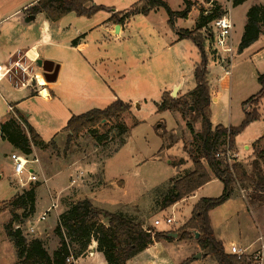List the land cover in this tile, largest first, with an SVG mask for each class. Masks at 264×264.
<instances>
[{
	"label": "rangeland",
	"instance_id": "obj_1",
	"mask_svg": "<svg viewBox=\"0 0 264 264\" xmlns=\"http://www.w3.org/2000/svg\"><path fill=\"white\" fill-rule=\"evenodd\" d=\"M31 1L33 0H0V20ZM165 1L174 11L184 8L183 0ZM192 1L198 18L195 15L188 20L177 18V31H195L201 9L213 16H220L226 11L217 0ZM253 1L256 4H252ZM139 2L94 0L95 5H101L105 9L90 18L70 12L52 22L55 43L42 46L39 51L42 58L46 57L45 59L53 62L61 60L66 65L61 71L59 69L57 80L53 82L57 85L50 91V101L36 98L20 108L24 117L28 116V123L49 144L45 149L34 146L37 151L28 156L39 160L40 171H37L39 164L28 163V167L37 171L39 181L19 186L17 179L12 176L9 159V155L18 150L0 135V207L14 196L35 187L36 204L37 195H40L41 205H45V213L41 216L43 219L40 217V220L34 222L35 212L25 218L28 211L19 209L14 223L16 226L13 227H19L27 240L40 238L51 255L60 244V237L55 232L59 215L67 211L73 202L87 196L97 207L109 212H123L143 221L145 227L158 231H175L189 219L193 205L200 198L218 197L223 192V183L214 180L199 189L195 196L165 209L161 207V200L170 191L173 180L188 168H193L190 151L193 152L196 147L195 138L201 130V122L193 121L188 112H159L157 104L164 92L173 96L177 87H180L181 94L195 87L193 65L200 60V53L191 39L176 41L173 33L176 30L168 23L169 16L163 7L153 9L148 14H130L121 34L117 35L118 30L113 33L111 30L116 23L115 19H111V12L115 9L119 15L126 14L131 8L141 7L143 2ZM243 3L234 10L235 55L230 73L224 72L223 67L226 65H220L217 59H224L225 55H217L213 39L207 38L206 31L201 30V34L206 36L204 49L208 57L209 85L214 96H217V100L210 103V120L214 125L239 127L247 111L254 106L251 102L246 104V101L260 89L258 68L252 61V52L257 47L252 50L247 48L243 52L238 49L243 17H246L244 9L247 12L251 5H264V0H244ZM23 14L25 10L22 9V15H11L0 22V57L16 44L26 43L35 37L38 27L43 25L44 14L38 15L35 22H30V31H27L20 21ZM212 21L213 19L206 30H211L209 26ZM104 24H109L110 30ZM79 35L83 36V42L88 45L81 52L70 48L71 42ZM260 36H264V31ZM56 64L59 65L58 62ZM35 71L47 85L50 83L45 79L41 67L36 65ZM12 72L16 79L23 80L22 70L13 68ZM37 75L33 74L32 85L39 89L38 94L45 96L37 83ZM5 87L15 97L23 94L17 92L13 84H6ZM8 93L3 97L9 98ZM178 95L179 93L176 94ZM117 97L131 103L130 113L108 122L103 120L92 129L83 130L68 140L69 132L65 125L72 115L85 113L93 108H104ZM1 98L0 94L1 105L8 114L9 109ZM258 113V118L245 125L236 136L240 161L249 172L254 151L264 148V139L259 140L264 135V99ZM11 116L27 131L26 124L13 110L0 126ZM121 126L126 128L123 133H120ZM256 140L259 141L254 143ZM58 185L65 188L62 193L59 192ZM250 193V183L235 184L232 195L209 212L214 234L223 239L226 248L230 247V242H238L240 235L243 239L256 237L259 235L258 228L264 227V211L257 209L254 201L258 195ZM262 203L264 204V200ZM261 209L264 210V207ZM55 213H59L57 218H54ZM166 217L174 218L175 222L169 226L154 225L156 219ZM11 218L9 210L0 214V264H14L18 260L6 232V225ZM170 236V240H161V257L169 258L174 264H217L197 246L194 238L180 240L177 236ZM241 242L245 243L246 240ZM70 247L71 250L76 248L75 243H70ZM248 247L247 252L250 251V242L242 244V248L247 250ZM155 248L153 251H156ZM88 251L89 248L79 258L88 255ZM195 253L200 254L198 259H195ZM140 258V262L156 260L150 251ZM75 261L78 263V258Z\"/></svg>",
	"mask_w": 264,
	"mask_h": 264
},
{
	"label": "trees",
	"instance_id": "obj_2",
	"mask_svg": "<svg viewBox=\"0 0 264 264\" xmlns=\"http://www.w3.org/2000/svg\"><path fill=\"white\" fill-rule=\"evenodd\" d=\"M93 1L37 0L28 10L32 15L43 13L51 21L59 20L70 12L90 18L98 11L105 9L101 5H95ZM139 1V3L143 2L141 7L131 8L123 15L114 13L111 19H115V23L121 25L134 12L148 14L153 9L163 7L169 16L168 23L173 27L177 18H187L194 6L192 0H183L184 8L174 11L165 0ZM243 2L244 0L232 1L234 6ZM204 11V9L200 11L195 31L188 29L177 31L179 40L191 39L200 53V60L193 65L195 87L176 97L164 92L160 103L157 104L159 112L166 110L179 113L188 112L193 121L200 120L201 122V130L195 138L196 147L193 152L190 151L193 168L186 170L184 174L173 180L170 191L161 200V207L165 209L194 195L198 189L214 178L223 183L222 194L214 198H200L193 205L189 219L175 231H158L145 227L141 220H136L123 212L106 211L94 205L90 199L83 198L73 202L67 211L59 215L55 232L60 237V244L51 255L40 238L27 240L21 229L15 228L16 224L14 223L18 218L17 210H27L28 214L24 215L25 218L35 212L36 190L35 187H32L14 196L0 207V214L6 210L12 214L10 222L6 225V232L17 253L18 260L14 264H72L66 259L69 256L75 260L79 258L87 251L92 240L96 241L97 251L102 253L106 264H127L130 259L146 250L153 243L170 240V233H176L180 240L194 238L200 249L214 259L217 264H249V256L238 257L236 254L226 251L223 241L214 234L209 212L232 195L235 184L250 183V192L258 195L254 201L262 202L264 200V148L255 151L250 162V172L243 163L235 159V156L232 157L234 159L232 162H229L225 157L227 151L235 154L236 136L245 125L259 116L258 108L264 99V72L257 76L260 85L259 91L246 101V104L251 102L254 106L247 111L242 124L239 127H226L221 124L213 127L210 120L211 95L207 67L208 57L204 49L206 36L201 34V30L206 31L207 38L211 39L206 27L217 16L208 15ZM263 31L264 5H251L246 12V23L238 50L242 52L250 47L258 40ZM76 41L77 39H74L72 43L75 44ZM43 91L48 93L47 89ZM131 108V103L117 98L104 108H93L85 113L72 115L65 125V129L69 132L68 140L83 130L92 129L103 120L108 122L130 113ZM14 112L18 118L24 121L27 131H24L11 116L0 126L1 138L27 156L32 154L33 146L41 149L47 148L49 144L44 142L38 132L27 122L24 115L17 110ZM125 129L124 126H121L120 133L125 132ZM261 139H264V135L259 138V140ZM171 145L172 143L169 144V146ZM13 225L15 226L13 227ZM196 233H198V237H196ZM70 243H75L76 248L71 250Z\"/></svg>",
	"mask_w": 264,
	"mask_h": 264
},
{
	"label": "crops",
	"instance_id": "obj_3",
	"mask_svg": "<svg viewBox=\"0 0 264 264\" xmlns=\"http://www.w3.org/2000/svg\"><path fill=\"white\" fill-rule=\"evenodd\" d=\"M218 3L220 5H222V7L227 11H230L231 15H232V18H233V22H234V10L235 9H238L239 8V5L237 6H233L232 5V1L230 0H217ZM37 2V0H33L31 1L29 4H26L22 7L23 11L25 10V14H23L22 18L20 19L21 23L24 26V29H26L27 31H30L29 29V24L30 22H35L38 18V15H42L43 13H38L36 15H32L28 8L32 5H34L35 3ZM247 1H245L246 3ZM245 3H243L245 5ZM252 4H256L254 1ZM257 4H260V3H257ZM242 5V6H244ZM22 9L18 8L16 9L14 12L10 13L9 15H6L5 17H3L1 21H4L5 19H7L9 16L11 15H22ZM195 7L193 6L190 13L188 14V17L185 18L186 20H188L189 18L193 17L194 15L196 16V18H198V16L195 14ZM246 9H244V13L246 14ZM112 14L114 13H118L115 9L113 10V12H111ZM45 17V15H44ZM128 18V17H127ZM127 18L124 20V22L119 25V24H113V29L111 31H113V33L115 32V28H116V25H119L120 28L118 29V34L117 35H120L121 32H122V29L123 27L125 26V23L127 21ZM60 20V19H59ZM58 21V20H56ZM56 21H51V20H48L46 17L42 19V24L43 25H40L38 27V31L36 33V36L30 38L26 43H18L16 44L7 54L3 55L0 57V67H5L6 69H10L9 70V73L6 77L2 78L0 80V94L2 96V101L4 104H6L7 108L9 109L8 111V114L6 113V111L4 110V108L2 107L1 105V102H0V123L4 122L7 117H9V115L11 114V110H10V107L12 108V110H17L18 112H20L21 114L24 115L23 111L20 110V108L25 104L27 103L28 101L30 100H34L36 98H40V99H43L44 101H50L52 99V96L50 94V91L52 92L53 89L55 88V83L53 82H50L46 83V89L49 93V95H45V96H41L40 94H38V91L39 89H36L33 85H32V81H33V74L37 75L38 73H35V69H36V65H37V62L38 60H51V59H45L46 57L42 58V55L40 53V47L42 46H46V45H53L55 42L54 40V35H53V28H52V22H56ZM243 28H244V25L246 23V17L244 15L243 17ZM104 27L108 30H110L109 28V24H104ZM243 28L241 29L240 31V39H241V36H242V33H243ZM173 29H175L176 31H173V33L175 34V37H176V41L179 42L181 40L178 39V35H177V27H175V23H174V26H173ZM180 30V29H179ZM76 43L73 44L71 42V46L70 48L73 50V51H83V50H86L88 45L87 43H84L83 42V36L79 35L77 38ZM239 39V41H240ZM254 47H257L255 50H253L252 52V61L254 62L255 66L258 68V72L259 73H263L261 72L262 70H264V36H260L259 39L254 42L252 45H250V47H248V49L252 50ZM243 52V51H242ZM207 54V53H206ZM17 57L15 60L14 58ZM47 58H52V57H47ZM14 60V61H13ZM53 60V59H52ZM15 62H18V64L22 67V72H23V80H20V79H16L15 76H14V73L12 72V69H20L18 67H16L14 65ZM56 62H58V65L59 66V69L60 71L63 69V67H65L66 63L64 61H61V60H57L55 61L54 60V63L56 64ZM57 65V64H56ZM208 67V66H207ZM58 69V71H59ZM209 69V68H208ZM21 70V69H20ZM260 70V71H259ZM38 76V75H37ZM58 76V74H57ZM37 79V78H36ZM57 80V79H56ZM55 80V81H56ZM6 84H13L14 88L16 89L17 92H22V96L20 97H15L13 96L12 94L8 93L7 90H6V87L5 85ZM40 87V86H39ZM42 87V86H41ZM180 87H177V92L176 94L179 93V95H182L180 92ZM41 89V88H40ZM5 93H8V97H3V95ZM186 93V92H185ZM184 94V93H183ZM210 95H211V101H215L217 100V96H214L213 94V91L211 90L210 88ZM118 98V97H117ZM116 98V99H117ZM8 99H10L8 101ZM27 122L30 123V121L27 119L28 116L25 117ZM212 123V122H211ZM212 126L215 127L216 125H214L212 123ZM257 150V149H256ZM255 150V151H256ZM33 151L34 153L37 151L36 148L33 146ZM255 151H254V154H253V157L255 155ZM235 154H236V157H237V160L239 162H241V158L239 157V152L235 146ZM253 158L250 159V162ZM39 164V167L37 168V171H40V163ZM190 170V168H188ZM36 171V170H35ZM36 171V172H37ZM42 173V171H41ZM59 173V172H58ZM45 175V174H44ZM45 177V176H44ZM42 177V178H44ZM214 180H218V179H212L211 181H214ZM210 181V182H211ZM220 181V180H219ZM209 183V182H208ZM207 183V184H208ZM58 184H61V183H58ZM206 185V184H205ZM60 185H58V189H59V192L62 193V191H64L65 188H61L59 187ZM203 187V186H202ZM201 187V188H202ZM200 188V189H201ZM199 190V189H198ZM197 190V191H198ZM196 191V192H197ZM196 192L194 193V195L190 196V197H193L195 196ZM40 195H37V204H36V211H35V216H36V220L34 222H37V219L40 220V217L45 213L44 211V207L45 205H41V200H40ZM51 197V196H50ZM86 198L90 199L89 196H87ZM189 198V197H188ZM91 200V199H90ZM184 200V199H183ZM92 201V200H91ZM93 203V202H92ZM255 205H257V209H260L261 211H264L262 210L261 208L264 207V204L262 202H258V201H255ZM47 206V205H46ZM47 209V208H46ZM40 210V212L38 213V211ZM59 213H55V216L54 218L58 216ZM56 221V219H55ZM258 234L256 237H253V236H250L248 237L247 239H243V237L240 235V239L238 242L236 241H232L229 243V245L231 244H238L242 247V244H249L250 242V251H248L249 247L247 248L246 250V254L248 256H250L257 248H258V241H257V245L255 246V243H256V240L259 236H263L264 238V227H261V228H258ZM220 240L223 241L222 238H218ZM242 240H246V242L248 243H242L241 241ZM224 243V241H223ZM225 244V243H224ZM198 246V245H197ZM255 246V248L253 249V247ZM157 249H156V248ZM162 247V242H155L154 244H152L149 248H147L146 250H144L143 252L139 253L138 255H136L135 257H133L132 259H130L127 264H174L170 261L169 258H164V256L161 257L160 255V250L159 248ZM153 248L156 249V251H153ZM252 249V250H251ZM227 252H229V247L226 248ZM151 252L152 254H154V257L156 260H151V261H144V262H140L141 258L143 255H146L148 254V252ZM194 254V253H193ZM197 253H195L196 255ZM160 256V257H159ZM190 257V256H189ZM0 258H2V254L0 252ZM155 261H158L157 263ZM76 264H106L105 260H104V257L102 255L101 252H98L97 251V246H96V242L95 241H92L91 245L89 246V251H88V255L82 257V258H78V263L76 262ZM194 264V263H193Z\"/></svg>",
	"mask_w": 264,
	"mask_h": 264
},
{
	"label": "built area",
	"instance_id": "obj_4",
	"mask_svg": "<svg viewBox=\"0 0 264 264\" xmlns=\"http://www.w3.org/2000/svg\"><path fill=\"white\" fill-rule=\"evenodd\" d=\"M211 30H209V35L214 41V48L216 50L217 55H225L224 59H218L220 65L225 64L226 67H223L224 72L230 73L231 67L233 65V58H234V43H233V27L234 22L230 11H225L220 16H217L213 19L210 26ZM14 65L21 70L22 67L15 62ZM10 69H6L5 67H0V80L6 77L9 73ZM10 110L12 108L10 107ZM236 155L231 154L230 151H227L225 157L229 162H231V158ZM9 159L11 161L12 166V176L17 179V183L20 187H24L25 185L39 181L38 174L35 170L28 167V163H39L37 157L29 158L27 155L22 154L21 152H12L9 155ZM26 174V178L24 179V175ZM54 205H52L53 207ZM55 207V206H54ZM41 219H43L41 217ZM175 220L172 217H166L162 220L156 219L154 221V225H162L165 224L169 226L170 224L174 223ZM230 254H236L238 257L241 256H248L246 254V249L236 245L231 244L229 247ZM67 262L75 264L76 261L72 256H69ZM249 264H264V239L262 236L258 238V248L249 256Z\"/></svg>",
	"mask_w": 264,
	"mask_h": 264
},
{
	"label": "water",
	"instance_id": "obj_5",
	"mask_svg": "<svg viewBox=\"0 0 264 264\" xmlns=\"http://www.w3.org/2000/svg\"><path fill=\"white\" fill-rule=\"evenodd\" d=\"M119 28H120V26L116 25L115 31L118 30ZM37 66H39L43 69L44 77L47 81L53 82L56 80L59 66L56 65L53 61H51V60H38ZM176 91L177 90L175 89L172 97L176 96ZM169 235H172L174 237L177 236L176 233H170ZM196 237H198V233H196ZM199 257H200V254L197 253L195 255V259H198Z\"/></svg>",
	"mask_w": 264,
	"mask_h": 264
},
{
	"label": "bare ground",
	"instance_id": "obj_6",
	"mask_svg": "<svg viewBox=\"0 0 264 264\" xmlns=\"http://www.w3.org/2000/svg\"><path fill=\"white\" fill-rule=\"evenodd\" d=\"M37 83L40 85V88L42 90H46V88H42V87H44L46 85V81L39 75L37 76ZM45 95H47V93H45Z\"/></svg>",
	"mask_w": 264,
	"mask_h": 264
}]
</instances>
